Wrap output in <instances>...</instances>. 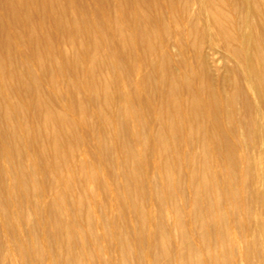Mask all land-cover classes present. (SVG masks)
<instances>
[{"label": "bare ground", "instance_id": "6f19581e", "mask_svg": "<svg viewBox=\"0 0 264 264\" xmlns=\"http://www.w3.org/2000/svg\"><path fill=\"white\" fill-rule=\"evenodd\" d=\"M0 264H264V0H0Z\"/></svg>", "mask_w": 264, "mask_h": 264}, {"label": "rangeland", "instance_id": "374dc122", "mask_svg": "<svg viewBox=\"0 0 264 264\" xmlns=\"http://www.w3.org/2000/svg\"><path fill=\"white\" fill-rule=\"evenodd\" d=\"M34 69H35L36 71H38L39 68H38L37 66H34ZM138 77H139L138 74L134 75V80H137ZM148 261H149V259L147 258V262H148Z\"/></svg>", "mask_w": 264, "mask_h": 264}]
</instances>
